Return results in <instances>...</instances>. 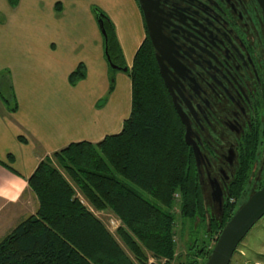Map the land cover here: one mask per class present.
<instances>
[{"label": "trees", "instance_id": "1", "mask_svg": "<svg viewBox=\"0 0 264 264\" xmlns=\"http://www.w3.org/2000/svg\"><path fill=\"white\" fill-rule=\"evenodd\" d=\"M18 2L9 0L12 7ZM96 11L103 14L112 63L126 68L113 23L101 10ZM127 74L132 81V111L122 131L97 144L72 143L39 163L28 180L39 208L0 242V264H148L147 253L166 259V264L181 261L176 256V195L181 217L198 228L197 234L204 229L203 239L197 236L192 241L180 264L207 262L220 233L247 201L243 197L252 162H244L229 186L222 210L212 214L148 38ZM85 78L86 67L80 64L68 81L75 87ZM114 89V80H110L107 96ZM11 91L12 99L1 92L0 98L9 111L16 112ZM19 140L27 143L22 137ZM7 161L0 160V166L17 174L9 165L14 157L9 155ZM77 191L94 210L110 211L122 221L118 237L134 258L80 201Z\"/></svg>", "mask_w": 264, "mask_h": 264}, {"label": "crops", "instance_id": "2", "mask_svg": "<svg viewBox=\"0 0 264 264\" xmlns=\"http://www.w3.org/2000/svg\"><path fill=\"white\" fill-rule=\"evenodd\" d=\"M94 8L113 23L130 70L147 37L137 0H19L15 7L0 0V70L9 72L18 105L11 112L0 99V160L8 162L12 155L9 165L17 172L0 166V210L14 205L6 232L37 212L39 202L28 180L42 160L72 143L97 144L119 134L131 115L132 81L120 71L104 109L97 107L108 93L110 68ZM80 64L86 78L72 87L69 75ZM33 143L46 152L37 159L27 154Z\"/></svg>", "mask_w": 264, "mask_h": 264}, {"label": "flooded vegetation", "instance_id": "3", "mask_svg": "<svg viewBox=\"0 0 264 264\" xmlns=\"http://www.w3.org/2000/svg\"><path fill=\"white\" fill-rule=\"evenodd\" d=\"M148 3L161 36L160 50L153 47L156 63L162 58L176 103L189 119L199 163L186 145L207 201L222 210L211 184L221 187L224 202L244 162H252L248 200L264 185V0ZM146 34L153 46L147 28Z\"/></svg>", "mask_w": 264, "mask_h": 264}, {"label": "water", "instance_id": "4", "mask_svg": "<svg viewBox=\"0 0 264 264\" xmlns=\"http://www.w3.org/2000/svg\"><path fill=\"white\" fill-rule=\"evenodd\" d=\"M139 7L143 13L148 36L155 50L159 51L158 40L161 38L159 30L154 26L152 7L148 6L150 0H137ZM94 14L105 40V55L107 62L112 70L128 73L129 68H121L114 65L108 53L107 33L104 26L103 14L94 10ZM157 63L160 67V74L169 92L173 96V102L177 113L186 127L185 141L188 146L193 147L194 155L199 163V149L191 138V126L188 117L185 115L181 107L176 103L175 95L170 85L167 70L162 63V58L157 56ZM213 191V202L218 204L220 208L223 206V194L218 184H211ZM264 218V185L261 189L253 193L249 199L236 211L225 228L220 233L218 240L214 246L211 256L205 264H231L235 253L240 244L247 237L250 231Z\"/></svg>", "mask_w": 264, "mask_h": 264}, {"label": "rangeland", "instance_id": "5", "mask_svg": "<svg viewBox=\"0 0 264 264\" xmlns=\"http://www.w3.org/2000/svg\"><path fill=\"white\" fill-rule=\"evenodd\" d=\"M98 8H94L96 10ZM3 15L0 13V20H2ZM132 23H135V20L129 17ZM67 22V21H66ZM68 26V22H67ZM66 28V26H65ZM71 26H69V33L74 34L72 30H70ZM1 62V60H0ZM110 68V66H109ZM109 79L111 81L114 80V75L115 73H118V71L112 70L110 68L109 70ZM10 75L7 70L3 71L0 70V92L9 100L10 98L12 99V91L10 88ZM115 81V80H114ZM84 93V92H83ZM108 94V93H107ZM106 94V96H107ZM109 96H107L108 98ZM1 99V98H0ZM103 100V99H101ZM11 102L13 100H10ZM0 102H2L0 100ZM101 103V101L99 102ZM3 104V103H2ZM1 106V103H0ZM3 106H5L3 104ZM98 107V106H97ZM6 108V106H5ZM99 108V107H98ZM104 109L103 107L99 108V110ZM87 112V109L84 113ZM89 116V114H88ZM89 118H92V114H90ZM86 119V117L83 118V122ZM97 122V121H96ZM34 144V143H33ZM11 147V146H10ZM43 155L46 153L45 151H42V149L38 146V144H34L33 146H29V149L27 150V154H30L31 156L35 157L37 159V156L42 154ZM47 158V157H46ZM9 163V162H8ZM144 197L146 199L152 200L149 195L143 193ZM77 197L80 199V201L88 208L90 212H92L96 218H98L106 227L110 225V220H114L117 223L118 227L110 228L108 231L115 237V239L122 245V247L125 249V251L131 256V258H134L131 254L130 251L125 247L121 239L118 237V230L123 226L122 221L112 212L110 211H97L94 210L93 207L84 199V197L77 191ZM207 198V197H206ZM178 195H176V207L174 209L175 216H176V243H177V250H176V256H181L182 260H176L173 264H180L184 261L185 255L188 253V246L192 243V241H195L197 239V236L199 239H203V232L204 229L200 230V234H197V227L193 226L190 221L185 220L184 218L181 217L180 215V207L177 205L179 202L178 200ZM209 205L211 206L212 209V214H216V207H214L211 203L210 200H208ZM12 209H14V205L8 206V207H3L2 210H0V242L7 236L9 235L10 232H6L11 226H8L7 224H10L13 220L14 217L12 214ZM93 210V211H92ZM36 214V213H35ZM34 214V215H35ZM104 214V215H103ZM32 216V215H31ZM20 222L15 223L17 225ZM8 226V227H7ZM13 228V229H14ZM193 231V232H192ZM195 231V232H194ZM237 254L234 255L233 260L234 264H245L249 263L251 264L252 261L255 262L256 264H259L263 262L264 260H261L264 257V218L250 231V233L247 235V237L243 240V242L240 244ZM148 255V264H166L167 260L166 259H156L153 257L150 253H147ZM180 258V257H179Z\"/></svg>", "mask_w": 264, "mask_h": 264}, {"label": "built area", "instance_id": "6", "mask_svg": "<svg viewBox=\"0 0 264 264\" xmlns=\"http://www.w3.org/2000/svg\"><path fill=\"white\" fill-rule=\"evenodd\" d=\"M109 222H110L109 227H110L111 229L114 228V227H118V225H117L118 222H116V221H114V220H110ZM110 228H109V229H110Z\"/></svg>", "mask_w": 264, "mask_h": 264}]
</instances>
